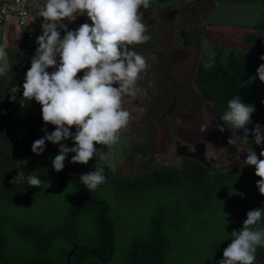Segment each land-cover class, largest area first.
Instances as JSON below:
<instances>
[{
  "label": "trees",
  "instance_id": "1",
  "mask_svg": "<svg viewBox=\"0 0 264 264\" xmlns=\"http://www.w3.org/2000/svg\"><path fill=\"white\" fill-rule=\"evenodd\" d=\"M256 1L264 4V0ZM255 27L260 35L244 37L243 42L248 45L246 51L224 54L223 48L216 46L211 63L199 62L194 72L193 84L220 124H223L220 116L226 111L228 101L239 96L242 102L255 107L247 127L251 130L258 123L264 128V99L259 93L256 76L257 68L264 64L260 59L264 55V13L258 16ZM225 132L232 133L226 126ZM237 136H243L242 129L237 131ZM238 140L243 143L242 138ZM248 144L258 146L251 136ZM58 149L59 146H48L42 154L27 157L24 175L17 182H11V174L0 173V264H66V255L73 245L78 249L69 264H170L174 251L170 233L179 231L186 216L182 213V204L185 203L177 202L172 211L157 206L149 214L146 230L128 234L124 252L117 254L112 212L100 198H104L108 190L116 192L119 189L139 198L142 179L114 174L107 163L99 160L73 164L70 161L74 153L68 155L63 170L57 172L52 167V160L59 154ZM131 152H139L142 156L147 154L146 147ZM180 159V165H165L149 173L151 189L157 187L166 192L169 181L177 177L186 188L188 186L192 198L208 197L212 191L210 186L215 188L221 182L215 175L223 174V184L233 186L235 181L238 182L240 187L231 192L234 215L223 222L228 226L226 231L231 233L242 227L248 211L264 208V196L256 187L260 178L255 175V170L229 168L218 171L214 164L205 165L193 157L181 156ZM96 164L104 168L106 182L100 186L105 188L90 193L79 177L94 171ZM31 173L42 180L39 188L28 184L27 175ZM45 185L55 186V194L45 193ZM202 188L206 191L203 192ZM58 199L60 202L56 204ZM55 204L51 218L32 220L31 211H27L33 205L39 210ZM18 208L25 209L19 211ZM219 229L220 236H223L225 230ZM230 243L231 237L212 238L207 243V252L190 264H219L223 250ZM176 263L183 264L180 259ZM256 263L264 264V248H258Z\"/></svg>",
  "mask_w": 264,
  "mask_h": 264
},
{
  "label": "clouds",
  "instance_id": "2",
  "mask_svg": "<svg viewBox=\"0 0 264 264\" xmlns=\"http://www.w3.org/2000/svg\"><path fill=\"white\" fill-rule=\"evenodd\" d=\"M141 7L148 9L150 0H45L38 16L43 18L40 25L42 34L36 38L38 47L31 58L22 85L24 100H35L41 105L45 125L51 124L55 130L41 131L45 135L32 143L31 151L40 155L45 150L46 141L59 145L58 153L52 160V167L60 172L65 166L69 153L73 164H87L94 157L107 163L110 154L104 147L111 148L120 140L121 132L130 123L131 114L124 108L125 99L129 102L141 91L138 86L141 74L149 65L146 58L132 46L147 43L151 36L146 34ZM77 15H86L91 21L69 30L63 21H73ZM61 31L65 34L61 38ZM6 52L0 47V59ZM59 58V59H57ZM264 60V55H261ZM55 69L49 73L48 69ZM83 72L79 77L78 73ZM0 75L4 69L0 67ZM264 82V64L256 70ZM20 91L17 86L9 88L10 100ZM253 105L246 104L237 96L227 103L226 111L220 116L223 124H217L218 131L225 126L231 130L229 144L242 138L248 144L249 136L256 145L264 144V128L256 124L251 130ZM212 120L201 125L206 132ZM75 128L73 132L72 129ZM243 136H237L238 130ZM71 140L69 147L61 141ZM96 145H101L97 149ZM242 165L254 166L255 175L260 179L256 187L264 196V159L257 156L248 144ZM264 157V150L259 154ZM79 181L91 193L106 182L104 168L99 164L95 170L79 177ZM31 187L43 183L33 173L27 175ZM264 208L247 212L239 230L231 233V243L223 250L219 264H256L258 248H264Z\"/></svg>",
  "mask_w": 264,
  "mask_h": 264
},
{
  "label": "crops",
  "instance_id": "3",
  "mask_svg": "<svg viewBox=\"0 0 264 264\" xmlns=\"http://www.w3.org/2000/svg\"><path fill=\"white\" fill-rule=\"evenodd\" d=\"M4 1L9 0H0V5ZM44 3L45 0H29L31 19L40 29L43 18L38 12ZM140 11L151 39L132 47L146 58L149 67L138 81L141 91L131 102L126 98L123 105L131 119L117 145L121 144L126 152V163L121 166L128 167L129 159H133L128 155L136 148L146 147L148 159L165 166L169 164L161 162L172 159L174 153L180 160L187 155L186 146L199 148L200 144L213 151L218 165L219 147L215 146L227 144L232 133L216 129L220 121L210 105L202 101L192 78L199 62L211 63L216 46L222 47L224 54L247 50L243 39L248 34L260 35L255 23L259 14L264 13V4L256 0H150V7H141ZM63 23L69 30H75L91 21L86 15H77L75 20ZM64 34L61 31V38ZM0 47L6 52L0 59V67L4 69V75H0V173L12 175L21 166L25 169L27 157H35L31 146L45 135L41 129L46 127L50 133L55 128L45 125L40 104L23 98L22 85L35 49L27 44L12 17L0 25ZM54 70L48 69L49 73ZM78 76L82 77L83 72ZM12 86L20 88L14 101L10 100L9 93ZM209 120H212L211 126L201 132V125ZM237 142L240 141L237 139L231 145ZM61 143L74 146L70 139ZM48 146L59 145L46 141L44 151ZM110 150L114 152L115 148ZM95 160L98 158L90 161ZM129 167L132 169L131 164ZM123 170L120 171L123 176L131 174L128 168L129 172Z\"/></svg>",
  "mask_w": 264,
  "mask_h": 264
},
{
  "label": "rangeland",
  "instance_id": "4",
  "mask_svg": "<svg viewBox=\"0 0 264 264\" xmlns=\"http://www.w3.org/2000/svg\"><path fill=\"white\" fill-rule=\"evenodd\" d=\"M263 4V3H262ZM262 14V13H261ZM260 15V14H259ZM214 51L212 52V56ZM212 61V59H211ZM259 93L264 99V82L259 80ZM74 132V130H72ZM229 138L232 137L228 135ZM116 143L111 148H115L112 152L111 148H106L101 145H97V149L104 147V151H109L110 154L109 165L114 171V174H120V171L127 168L130 170L129 164H131L132 169L131 174L128 177H135L137 179H142L140 181L139 193L141 197L136 198L133 193H122V189H119L116 192L107 191L104 198H100L104 201L109 209L112 212V218L114 221V237H115V246L117 254L124 252L127 246L128 234L136 232H144L146 230L147 220L149 214L157 207L161 206L166 211H172L177 202H184L182 204V213L185 216V219L179 225V231L171 232L172 241L174 244V251L170 257V264H177L176 260H182L183 264H190L193 260L199 257L201 254L207 252L208 241L216 237L217 239L230 238L231 232L226 231L227 227L223 222L227 219H230L234 215V205L231 192L232 189H237L240 187V184L235 181L234 185L231 186V183L223 184V174L215 175L216 178L220 179L219 185L215 188L211 185L210 196L199 195L192 198L190 190L179 178H172L168 184V190L157 189L153 187L151 189L152 181L149 178V173L152 170H159L162 165L152 163L147 154L142 156L139 152H131L128 156L133 159H129L128 167L124 168L121 166V163H126V155L123 151V146H117ZM200 144V143H199ZM115 146V147H114ZM70 147V146H69ZM72 147V146H71ZM196 145H189L185 147L187 155L194 156L197 160L204 162L205 165H210L216 163V157L213 156V151H208L207 147L204 144H200L199 148H196ZM217 155L219 156L218 165L214 164L215 168L218 171L227 170L229 168H245L249 171H254V166L242 165V161L246 158V152L239 153V159H237V149L247 150L248 144L237 142L236 145H231L229 143L220 144ZM257 156L260 152L264 150V147L250 145ZM201 150V151H200ZM199 151V152H198ZM202 152V153H200ZM220 153V154H218ZM186 155V156H187ZM176 154H173V158L170 160H164L163 163L169 165H180V160H177ZM181 158V157H180ZM93 159H96L95 157ZM96 161V160H95ZM160 163V164H161ZM223 166V167H222ZM126 170H123L126 172ZM129 170H127L129 172ZM209 171V170H208ZM25 172L24 167L11 175V182H17L20 178L23 177ZM123 176V175H122ZM105 188L99 186L97 189ZM151 189V190H150ZM56 187L51 185H45V193L55 194ZM203 192L206 190L201 189ZM179 193H182V198H179ZM60 202V199L57 200L56 204ZM53 207H45L37 210L34 205L32 208L27 209L31 211V219H42V218H51ZM199 207V208H198ZM25 208H18L19 211L24 210ZM194 209V210H193ZM18 216V215H17ZM39 217V218H38ZM261 226H264V222L261 221ZM223 224V225H222ZM223 228L225 233L223 236H220V229ZM228 230V229H227Z\"/></svg>",
  "mask_w": 264,
  "mask_h": 264
},
{
  "label": "built area",
  "instance_id": "5",
  "mask_svg": "<svg viewBox=\"0 0 264 264\" xmlns=\"http://www.w3.org/2000/svg\"><path fill=\"white\" fill-rule=\"evenodd\" d=\"M16 20L27 44L36 50V38L42 34L39 26L33 22L29 13V0H9L0 5V25L8 18Z\"/></svg>",
  "mask_w": 264,
  "mask_h": 264
},
{
  "label": "water",
  "instance_id": "6",
  "mask_svg": "<svg viewBox=\"0 0 264 264\" xmlns=\"http://www.w3.org/2000/svg\"><path fill=\"white\" fill-rule=\"evenodd\" d=\"M77 249H78L77 246H75V245L72 246L71 250H70V251L68 252V254L66 255V260H65L66 264H69V260H70L71 256L74 254V252H75ZM256 264H257V263H256Z\"/></svg>",
  "mask_w": 264,
  "mask_h": 264
}]
</instances>
